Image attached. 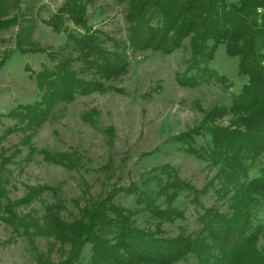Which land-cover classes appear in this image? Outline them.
I'll return each mask as SVG.
<instances>
[{"label":"rangeland","instance_id":"obj_1","mask_svg":"<svg viewBox=\"0 0 264 264\" xmlns=\"http://www.w3.org/2000/svg\"><path fill=\"white\" fill-rule=\"evenodd\" d=\"M205 1L191 0L188 7L186 0H172V13L164 20L165 0H150L140 17L136 12L143 0H0V135L17 121L6 113L19 103H35L44 93L64 88L71 73L88 79L78 81L79 90L68 89L75 96L57 103L31 140L37 148L74 151L82 160L79 167L48 162L40 154L22 162L28 147L20 140L30 128L0 136V153L11 154L16 144L23 149L16 163L0 172V200L14 204L31 188L47 185L14 210L38 220L46 207L55 206L53 220L38 226L40 233L31 228L33 244L22 226L0 220V264H38L40 255L62 261L71 247L66 236L81 208L106 196L136 209L140 228L156 229V218L140 208L137 194L155 192L161 178H178L192 189L180 190L173 202L158 197L162 207L185 211L164 221L158 234L200 231L198 215L206 207L232 214L242 177L211 150L245 140L247 122L264 98L261 103L246 94L241 106L236 100L242 92L256 90L255 66L245 64L249 56L237 47L244 44L246 25L235 15L225 18L240 0H224L236 7L214 0V11L195 7ZM240 13L252 27L264 25V0H246ZM151 31L157 35L137 45L133 35ZM259 49L264 70V45ZM194 66L197 72L188 76ZM41 72L47 73L45 78ZM38 78L45 82L42 87ZM214 132L219 133L216 142ZM252 161L257 174L264 156L255 155ZM250 206L255 219L264 223V195L254 197ZM259 238L264 251V232ZM89 255L88 244L83 262ZM198 259L189 253L175 264H197Z\"/></svg>","mask_w":264,"mask_h":264},{"label":"trees","instance_id":"obj_2","mask_svg":"<svg viewBox=\"0 0 264 264\" xmlns=\"http://www.w3.org/2000/svg\"><path fill=\"white\" fill-rule=\"evenodd\" d=\"M149 1L143 0L142 4H139L140 7L137 9L136 16H142L147 10L146 7L149 6ZM165 1L166 3L162 5L164 20L172 13V10L169 11L168 9L172 0ZM213 1L206 0L195 7L197 9L204 7L202 11H214L211 7ZM226 3L227 5L233 4L235 7L237 5L236 2L232 1L221 0L220 3L218 2L219 6ZM239 3V7L232 11L229 10L225 18L229 20L232 15H235L236 18L245 23L248 33L244 39V44L237 47L244 56H249L245 64L255 66L252 73L256 80L255 91H251V93L242 92L237 97L238 105L241 106L242 101L249 98L245 97L246 94L260 102L264 98V70L261 64L263 54L259 49L260 45H264V25L258 27L249 25L250 23L243 17L244 14L240 13L246 5V0H240ZM186 4L190 7L191 0H186ZM226 12H228V9ZM135 24L137 26H135L134 31L140 25L138 22ZM221 31L224 32V28H221ZM154 33L156 32L151 31L149 35L144 33L133 36L137 45H143V43H149L152 37L157 35V33ZM170 45L172 46L173 43ZM195 51L201 52L199 50ZM108 65L111 66L110 61H108ZM192 70L197 72V68L194 66L188 76L190 74L192 76ZM40 74L45 78L47 73L43 74L41 72ZM56 74H58V77L61 76V73ZM69 75H71V78L64 81V88L54 90L51 94L44 93L41 99L35 103H19L6 113L7 116L16 117L17 121L13 126H7L0 136L10 134L16 129H32L29 134L20 140V144L28 147L27 153L21 158L22 162L30 161L35 154H40L48 162L62 164L69 168L81 165V157L74 151L51 149L46 146L37 148L31 141L38 128L51 116L57 103L65 99L71 100L72 96H75L68 89L71 90L74 87V90H79L78 81H88V79L76 77L72 73ZM198 76L200 77L197 74L196 78ZM65 77H67V74H64V79ZM193 78L195 76L191 77L192 80H195ZM37 82L40 87L45 83L44 81L41 82L39 78ZM52 95H54V98H50ZM259 108L257 112L252 113L250 121L247 122L245 140L236 141V143H232L233 146L225 144L220 151L214 149V147L211 150L210 147L212 153H215V158L224 157L223 159H225L230 170L234 169L237 176L242 177V182L235 194L239 200L232 206V214H223L213 208L206 207L204 212L198 215V219L203 226L200 231L192 234L179 233L171 237L158 234L163 232L161 225L164 221H172L178 215H185V211L176 206L162 207L157 202L158 197L163 195L165 200L173 202L177 199L180 190L190 191L192 189L187 183L178 178H172L168 181L161 178L157 180L158 188L155 192L142 191L137 194L138 202L143 204L140 208L149 211L156 218V229L140 228L135 224L136 209L130 210L116 203V200L114 202L112 197L106 196L104 199L96 200L89 206L81 208L80 216L74 220V227L70 228L72 234L66 236L65 241L71 244L66 257L62 261L55 262L50 260L49 257L44 258L43 255H40L38 256V264H175L189 253L199 257L197 264H264V251L259 248V237L264 232V223L255 219L254 211L250 206L254 197H257L258 194L264 195V163L259 172L254 174L252 173L254 161L248 162L255 155L264 156V103ZM2 114L3 112L0 111V115ZM87 120L91 121V118H87ZM92 121L94 122V120ZM189 131L184 135H188ZM222 134H224L223 130L220 135ZM211 135L216 142V136L219 133L214 132ZM20 144H16L14 151L9 155L5 154L6 150H2L0 153V172L7 164L16 163V156L23 152ZM194 152L199 153L200 156L208 155V153H201L202 151L195 150ZM3 180L4 178L0 174V186ZM46 186L39 185L37 188H31L23 199L17 200L14 204L11 201L4 203L0 200V220L4 219L17 228L22 226L29 242L32 244L34 235L40 233L38 227L40 223L42 221L47 223L49 219L53 220L54 212L51 213V210L55 206L52 204L51 208L46 207V212L38 220L29 217V215L26 218L19 216L14 207L17 203L30 201L36 193H42ZM2 192L3 190L1 191L0 188V193L2 194ZM61 222L58 220V223ZM32 227L36 234L33 230L31 231ZM88 244L90 245V255L85 263L82 254Z\"/></svg>","mask_w":264,"mask_h":264}]
</instances>
